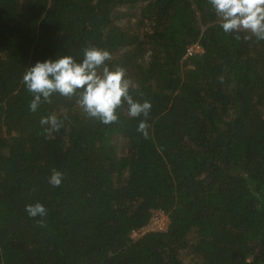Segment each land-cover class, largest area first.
Returning <instances> with one entry per match:
<instances>
[{"label": "trees", "instance_id": "trees-1", "mask_svg": "<svg viewBox=\"0 0 264 264\" xmlns=\"http://www.w3.org/2000/svg\"><path fill=\"white\" fill-rule=\"evenodd\" d=\"M89 46L151 102L147 137L126 105L110 125L75 96L29 110L24 71ZM156 209L168 229L135 234ZM0 264H264V40L209 0H0Z\"/></svg>", "mask_w": 264, "mask_h": 264}, {"label": "clouds", "instance_id": "clouds-1", "mask_svg": "<svg viewBox=\"0 0 264 264\" xmlns=\"http://www.w3.org/2000/svg\"><path fill=\"white\" fill-rule=\"evenodd\" d=\"M225 34L239 39L255 37L264 40V0H209ZM111 53L107 48L89 46L83 50L79 62L72 55H61L55 59L37 61L28 67L21 82L32 95L29 110L36 111L42 98L45 102L55 93L62 97H76V103L87 117L110 125L119 119L117 109L126 105L127 116L137 118L136 131L144 137L149 135L147 117L152 108L149 100L134 99L130 88L135 85L127 78L121 67H111ZM40 123L48 125L47 132L60 127L55 114L41 117ZM53 188L63 182V173L53 169L48 177ZM24 211L30 218L47 215L46 206L40 201L25 204Z\"/></svg>", "mask_w": 264, "mask_h": 264}, {"label": "built area", "instance_id": "built-area-1", "mask_svg": "<svg viewBox=\"0 0 264 264\" xmlns=\"http://www.w3.org/2000/svg\"><path fill=\"white\" fill-rule=\"evenodd\" d=\"M201 46L198 44L190 45L187 48V55L192 54L194 52H200ZM170 223L169 216L162 209H156L153 211L149 221L145 226L138 229L135 234H144L146 232L153 231H166L168 229Z\"/></svg>", "mask_w": 264, "mask_h": 264}]
</instances>
